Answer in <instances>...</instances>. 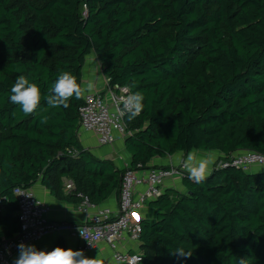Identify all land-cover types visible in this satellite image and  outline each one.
Here are the masks:
<instances>
[{
	"label": "trees",
	"instance_id": "1",
	"mask_svg": "<svg viewBox=\"0 0 264 264\" xmlns=\"http://www.w3.org/2000/svg\"><path fill=\"white\" fill-rule=\"evenodd\" d=\"M91 56L110 87L144 96L141 113L125 118L132 169L177 153L264 155V0H0V244L20 229L16 188L42 181L53 191L63 176L69 197L120 196L125 168L82 144L83 98L67 108L42 98L28 116L9 99L19 75L42 97L61 71L82 87ZM218 164L150 203L144 264H264V169ZM178 247L192 255H173Z\"/></svg>",
	"mask_w": 264,
	"mask_h": 264
},
{
	"label": "built area",
	"instance_id": "2",
	"mask_svg": "<svg viewBox=\"0 0 264 264\" xmlns=\"http://www.w3.org/2000/svg\"><path fill=\"white\" fill-rule=\"evenodd\" d=\"M130 93L128 87H110L109 84L105 92L85 93L80 108L79 135L95 136L101 147L115 145L119 137L126 138V115H121L120 108L123 99ZM220 167L245 172L264 169V155L250 151L239 152L229 160L220 162ZM186 173L184 163L147 170H134L127 164L122 176L118 210L113 212L109 208H100L88 197L79 195L82 199L80 211L86 215V222L80 226L51 221V207L47 203L38 199L31 188H16L13 195L19 206L20 229L0 244V264H12L18 253V244L37 246L53 234L68 235L75 239L78 241L77 250H83L88 257H94L95 252L106 245L112 252L114 263L144 264L142 253L126 250L130 244H140L142 225L135 216L165 193L168 182L182 180ZM66 188L71 193L75 190L73 183Z\"/></svg>",
	"mask_w": 264,
	"mask_h": 264
},
{
	"label": "clouds",
	"instance_id": "3",
	"mask_svg": "<svg viewBox=\"0 0 264 264\" xmlns=\"http://www.w3.org/2000/svg\"><path fill=\"white\" fill-rule=\"evenodd\" d=\"M135 88L134 83L129 85ZM94 89V84L89 82L86 87H81L77 83L76 77L67 71H61L57 79L52 84L48 93L42 97L38 85L31 82L26 76L19 75L10 89V102L19 105L23 113L28 116L37 112L41 99L50 108H67L69 100L72 98L81 99L85 93H90ZM144 96L140 91H135L127 95L120 108L121 115H126L129 121L135 119L143 110ZM47 121V117H42L41 122ZM214 157L209 154L207 157H198L195 153L189 152L183 161L188 179L196 183H202L207 179L209 168L214 164ZM80 231V230H79ZM83 238V234L80 231ZM86 239V238H85ZM88 243L93 246L89 241ZM18 255L13 264H105L99 254L95 257H88L83 250H73L71 248L56 247L51 251L39 250L35 245L20 243L17 245ZM173 255L190 257L191 250L185 251L178 247L172 251ZM240 264H245L241 258Z\"/></svg>",
	"mask_w": 264,
	"mask_h": 264
},
{
	"label": "crops",
	"instance_id": "4",
	"mask_svg": "<svg viewBox=\"0 0 264 264\" xmlns=\"http://www.w3.org/2000/svg\"><path fill=\"white\" fill-rule=\"evenodd\" d=\"M95 62L98 64V70L95 66ZM96 68V69H95ZM91 82L94 84V89L92 92H105L108 88V80L103 75L102 69L95 56H91L90 60L88 59L86 67L84 69V77L82 87ZM83 146L90 150L95 156L101 159H110L115 165L120 168L117 164L119 156H117V149L120 150L121 155L126 157L127 164L130 165V155L125 149V138L119 137L118 141L114 146V149H109L110 147H101L98 144L97 138L90 134H83L80 136ZM198 157L204 158L203 155L216 154V153H205V152H193ZM218 155V154H216ZM187 154L177 153L172 157H167L165 159H154L150 166L153 167H168L170 165H179L183 163L186 159ZM219 157V155H218ZM214 165V164H213ZM213 165L210 166L209 172L212 170ZM124 168V167H123ZM120 168V169H123ZM208 172V173H209ZM60 181L62 182V188H53V191L45 187L42 181H39L31 189L34 191L38 199L44 201L51 207L50 220L56 223H66L73 225H83L86 222V215L80 211V204L82 199L79 200L74 197H69L71 194L67 190V185L73 183V180L70 177H61ZM176 190L178 192L185 193L186 190L183 186L182 180H176L168 182L166 184L165 191ZM61 191V192H60ZM81 201V202H80ZM120 196L113 195L108 201L104 202L101 205H98L100 208L106 209L109 208L113 212H116L119 208ZM157 211L153 209L150 205L141 210L136 214L135 219L142 222L154 223L156 221ZM61 248H71L77 250L78 241L71 238L68 235L63 234H53L46 238L43 242L35 246L39 250L51 251L56 247ZM126 250L130 253H142V248L140 244H130L126 247ZM99 254L100 258L105 261V264H116L112 261V252L110 248L106 245H102L94 254V257ZM18 253L15 255L14 259L17 257ZM13 259V261H14ZM13 264V262H12Z\"/></svg>",
	"mask_w": 264,
	"mask_h": 264
},
{
	"label": "rangeland",
	"instance_id": "5",
	"mask_svg": "<svg viewBox=\"0 0 264 264\" xmlns=\"http://www.w3.org/2000/svg\"><path fill=\"white\" fill-rule=\"evenodd\" d=\"M89 60H90V58H89ZM95 66L97 67V70H98V64L95 62ZM96 69V68H95ZM109 149H114V146H111L110 148H108V150ZM114 151H115V149H114ZM117 151L118 152H116V154H117V156H119V159H118V161H117V164H118V166L120 167V168H125L126 166H127V159H126V157H123L122 155H121V152H120V150H118L117 149ZM209 155V154H208ZM208 155H203V156H205V157H207ZM215 159H214V165L215 164H218L220 161H219V157H218V155H216V154H211ZM214 165H213V167H214ZM212 167V168H213ZM218 167H220V163L218 164ZM123 168V169H124Z\"/></svg>",
	"mask_w": 264,
	"mask_h": 264
}]
</instances>
